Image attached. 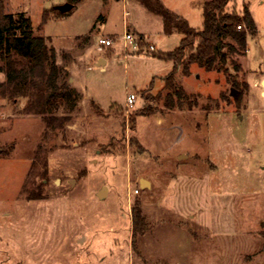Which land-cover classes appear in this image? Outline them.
Here are the masks:
<instances>
[{"label": "rangeland", "instance_id": "374dc122", "mask_svg": "<svg viewBox=\"0 0 264 264\" xmlns=\"http://www.w3.org/2000/svg\"><path fill=\"white\" fill-rule=\"evenodd\" d=\"M159 1L200 30V5L211 0ZM260 1L227 7L256 19L246 55L234 58L241 72L234 76L230 63L210 73L192 65L187 76L177 69L174 83L188 100L167 108L172 63L145 50L172 52L182 36L164 35L161 18L140 3L74 0L60 14L55 8L69 0H5L7 14H24L47 38L80 99L46 137L40 118L23 113L25 101L0 100V264H264ZM126 33L142 40V54L123 50ZM100 38L115 44L98 48ZM127 94L136 97L132 108ZM137 202L146 232L132 241Z\"/></svg>", "mask_w": 264, "mask_h": 264}, {"label": "trees", "instance_id": "16d2710c", "mask_svg": "<svg viewBox=\"0 0 264 264\" xmlns=\"http://www.w3.org/2000/svg\"><path fill=\"white\" fill-rule=\"evenodd\" d=\"M140 3L149 13L161 18L164 35L177 33L182 36L177 49L165 54H149L162 62L172 63V72L165 79L164 87L169 90L166 97L167 108H181L187 101L181 88L174 83L177 69L187 76L192 65L205 72L224 71L228 63L234 76L241 72V67L234 60L244 57L248 51L247 38L257 34L255 22L244 8L240 14L227 11L235 0H211L201 3L202 28L192 29L188 23L163 7L159 0H133ZM74 0L68 3L73 4ZM54 12V10H53ZM44 13L42 24L47 21ZM143 42L139 39L142 54ZM147 54V53H146ZM0 100L13 105L23 100V113L40 118L48 132L62 129L75 110L80 94L68 82V73L56 63V52L48 46L47 38L35 36L28 17L24 14L6 13L5 0H0ZM236 90L240 85L233 83ZM236 101L238 98L236 97ZM144 113V112H142ZM39 146L32 160L33 170L40 164ZM46 153V152H44ZM47 174L46 158L42 163L41 178ZM24 192V191H23ZM38 193L30 195L28 200L41 199ZM132 241L146 232V225L139 203L131 209ZM264 250V245H263Z\"/></svg>", "mask_w": 264, "mask_h": 264}, {"label": "built area", "instance_id": "2783aa9c", "mask_svg": "<svg viewBox=\"0 0 264 264\" xmlns=\"http://www.w3.org/2000/svg\"><path fill=\"white\" fill-rule=\"evenodd\" d=\"M121 41L123 44V50L128 49L131 53H138L140 50L139 47V39L134 37L131 34H124L121 37ZM115 44V39L112 38H100L97 42V47L98 48H105V49H110L113 47V45ZM147 54H151L154 53L155 50L153 47L149 46L146 50ZM136 102V97L134 94H127L126 98H125V105L128 108H132L133 105ZM135 193H137L135 191Z\"/></svg>", "mask_w": 264, "mask_h": 264}, {"label": "water", "instance_id": "95a60500", "mask_svg": "<svg viewBox=\"0 0 264 264\" xmlns=\"http://www.w3.org/2000/svg\"><path fill=\"white\" fill-rule=\"evenodd\" d=\"M72 9H73V5L70 4V3H65V4L60 5V6H57V7L55 8V10H56L57 12H59L60 14H65V13H67V12H70ZM231 95H232V96H235V92L232 91V92H231ZM141 186H147V183H146L145 181H142V182H141ZM104 190H105V189H103V190L99 193V197H100V198H103L102 195H104Z\"/></svg>", "mask_w": 264, "mask_h": 264}, {"label": "crops", "instance_id": "0c3cea01", "mask_svg": "<svg viewBox=\"0 0 264 264\" xmlns=\"http://www.w3.org/2000/svg\"><path fill=\"white\" fill-rule=\"evenodd\" d=\"M263 3V1L261 0L260 1V4H262ZM251 16H252V18H253V20L255 21L256 19L254 18V16H253V14H251ZM256 23V22H255ZM152 47V46H151ZM123 52V51H122ZM98 60L99 61H101L100 60V58H98ZM103 63H104V65H105V60L103 59ZM103 65V66H104ZM72 82V81H71ZM261 84L263 85L264 84V76H263V78H262V80H255L254 81V86H261ZM147 185L149 186V183H147Z\"/></svg>", "mask_w": 264, "mask_h": 264}]
</instances>
